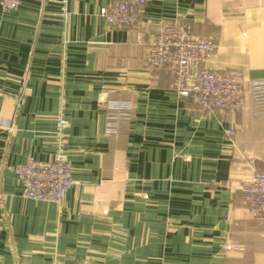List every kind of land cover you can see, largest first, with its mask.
<instances>
[{
  "label": "crops",
  "instance_id": "1",
  "mask_svg": "<svg viewBox=\"0 0 264 264\" xmlns=\"http://www.w3.org/2000/svg\"><path fill=\"white\" fill-rule=\"evenodd\" d=\"M111 1L0 9V264H264V223L240 200L264 171V0H149L121 28L100 16ZM160 22L215 39L204 66L241 79V113L196 111L147 66ZM99 96L132 104L117 135ZM58 154L75 185L25 198L10 168Z\"/></svg>",
  "mask_w": 264,
  "mask_h": 264
},
{
  "label": "built area",
  "instance_id": "2",
  "mask_svg": "<svg viewBox=\"0 0 264 264\" xmlns=\"http://www.w3.org/2000/svg\"><path fill=\"white\" fill-rule=\"evenodd\" d=\"M148 1L112 0L100 9V16L110 28L133 26ZM18 5L19 0H0V9L5 14L15 10ZM216 47L213 37L193 33L189 23L160 22L148 31L146 64L153 71L170 73L175 93L189 100L196 111L241 113L245 108L247 93L241 79L204 66ZM98 100L106 112L105 132L117 135L121 123L130 119L131 102L101 96ZM4 124V121H0V127H4ZM65 125L61 121V127ZM10 169L20 180L22 195L31 200L59 204L76 183L72 178L71 163L63 154L51 160L29 157ZM240 191L242 204L256 220L264 223V171L255 169ZM50 264L60 263L52 261Z\"/></svg>",
  "mask_w": 264,
  "mask_h": 264
}]
</instances>
